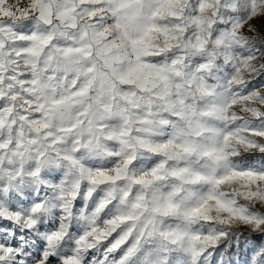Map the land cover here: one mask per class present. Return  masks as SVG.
<instances>
[{
    "label": "snow or ice",
    "instance_id": "snow-or-ice-1",
    "mask_svg": "<svg viewBox=\"0 0 264 264\" xmlns=\"http://www.w3.org/2000/svg\"><path fill=\"white\" fill-rule=\"evenodd\" d=\"M0 264H264V0H0Z\"/></svg>",
    "mask_w": 264,
    "mask_h": 264
}]
</instances>
